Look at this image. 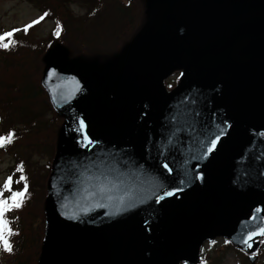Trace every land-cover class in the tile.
Instances as JSON below:
<instances>
[{
	"label": "water",
	"instance_id": "obj_1",
	"mask_svg": "<svg viewBox=\"0 0 264 264\" xmlns=\"http://www.w3.org/2000/svg\"><path fill=\"white\" fill-rule=\"evenodd\" d=\"M144 6L109 57L43 56L64 120L37 264H195L207 240L264 236L243 243L264 227V0Z\"/></svg>",
	"mask_w": 264,
	"mask_h": 264
},
{
	"label": "trees",
	"instance_id": "obj_2",
	"mask_svg": "<svg viewBox=\"0 0 264 264\" xmlns=\"http://www.w3.org/2000/svg\"><path fill=\"white\" fill-rule=\"evenodd\" d=\"M35 1L40 3L41 16L54 20V27L50 32L51 39L46 42L45 50L57 41L69 48L70 56L99 57L103 59L109 57L115 52H118L121 47L135 35L145 20L144 0H139L140 6L138 8L133 5L135 4V0H92L93 3L87 13L84 17L80 18H75V15L67 9L63 0L62 2H57L56 5L49 1ZM53 2H56V0H53ZM45 13H47V15H45ZM88 23H101L105 26L102 27V29H104L103 32L97 35L90 34L89 28L86 26ZM14 29H20V31L15 32L13 37H11V39L15 41V45L8 49L0 48V69L4 70L3 72L11 73L14 71V67L17 66V62L14 61L9 63L7 67L5 64L10 61L4 60L3 57H5L6 54H11L19 58L18 54L21 49L27 48L28 46L21 38V28L11 27L2 31L0 35ZM57 31H59V35L56 34ZM22 80L17 83L9 74H7L6 80L5 78L2 81L0 80V126H7L6 130L0 131V136L7 135L9 132L15 133L13 142L0 148V153H11L15 155L14 165L10 168L11 170L7 175V177H13V190H21L23 188L22 181L20 183H15L22 174L27 177L29 185L28 196L23 206L7 214V218L11 222V227L18 234L11 237L14 249L12 253L0 251V264H37L45 228L43 222L45 220V214L44 208H42L44 204V200L42 199L41 216L44 220L40 225L39 237L36 233L37 228L34 229L32 237L33 227L30 225L31 223L27 218L29 217L28 213L33 212L31 211V203L34 198V192L30 182L32 173H35L36 168L34 169L33 165L30 163L32 162V153H35L30 150V146L38 145L49 138L50 141L53 140L54 150V143L56 145L58 131L63 122V117L59 116L54 109L48 97V93L42 84L39 87V91L42 95V104L40 106L31 98L34 96L33 94H35V92L24 85L27 79H25L23 83ZM1 82L3 84H1ZM166 86L171 87L169 82L166 83ZM27 90L29 93H32V95L29 96V94L26 93V96L23 98H27V101L30 99V101H33L39 108L19 103L18 100L23 99L21 94L25 93ZM17 93H19L18 97L16 96ZM47 113L57 117V122H59L60 125L56 129L53 126V122L45 118ZM35 126L39 127L40 130L35 129ZM43 149L46 150L45 147ZM43 149H39L41 153L37 154L46 158L47 153ZM50 161L48 165L44 166L47 174L41 184L43 190L42 198L47 194V179L51 169ZM28 162L31 167L28 165ZM21 164L24 169L23 173L17 171V168ZM3 184L0 185V188H2ZM3 195L7 198L11 193L5 191ZM27 235L33 238L34 241L35 250L33 257L30 255L32 248L28 247V244H26ZM37 238L38 241H36ZM262 243H264V239ZM224 244L226 246H232L227 240H224ZM234 248L236 249V247ZM259 248H262V245ZM201 253L203 254L202 250ZM208 254L201 255L198 264H211ZM243 256L245 258V263L250 264L245 254ZM257 262L258 260L256 263ZM237 264H241V262L237 261Z\"/></svg>",
	"mask_w": 264,
	"mask_h": 264
},
{
	"label": "rangeland",
	"instance_id": "obj_3",
	"mask_svg": "<svg viewBox=\"0 0 264 264\" xmlns=\"http://www.w3.org/2000/svg\"><path fill=\"white\" fill-rule=\"evenodd\" d=\"M47 1L55 5L57 4V2H62V0H56V2H53V0H42V2ZM63 3H65L67 9L73 15H75V18H80L85 16L93 2L92 0H63ZM134 3V7L136 6V8H138L140 6L139 0H135ZM39 5L40 3L36 2L35 0H0V33L11 27L21 28V38L23 39L25 44L28 45L27 48L21 49L20 53L18 54L19 58L11 54H6L5 57H3L4 60L6 59L7 61H10L5 64L7 67L9 66V63L14 61L17 62V66L14 67V71H12L11 73L3 72L4 70L0 69V80L2 81L4 78L6 80L7 74H9L14 80H16L17 83L22 79L23 83V81L27 79L24 85L31 88L35 92V94H33L34 96L31 98L35 101L36 104L41 106L42 95L39 91V87L41 86L40 82L44 69L43 56L47 51V49L45 50V44L48 40L51 39L50 29L52 26V19L48 17L46 19L44 18L43 20H40L39 23L33 25V27L28 29V31H24L25 25L30 24L34 20H39V18L41 17L39 15V12L41 11ZM86 26H88L90 34L93 35H97L98 33L103 32L104 29H102V27H105L101 23H88L86 24ZM177 76L178 74L177 72H175L172 76L169 77L168 80L171 81V85L175 82ZM1 84L3 83L1 82ZM26 93H28L29 96L32 95V93H29L27 90L25 91V93L21 94V97H25ZM16 96L18 97L19 93H17ZM18 101L19 103L24 104L26 106H36L37 108H39V106L36 105L33 101H30V99L29 101H27V98H23ZM45 118L53 122V126L55 127V129L60 125V123L57 122V117L55 115L51 116L50 113H47ZM6 129V125L0 126V131ZM35 129L40 130V128L37 126H35ZM44 147L46 148V150L43 149ZM55 147L56 145L54 143L53 150V140L50 141L49 138H47L46 141L39 143L38 145L30 146V150L35 152L32 153L33 156H31L33 163H30L33 165L34 169L36 168L35 173H32V178L30 182V184L32 185V190L34 192V198L31 203V211L33 212L28 213L29 217L27 218V220H29L31 223L30 225H32L33 227L32 237L34 229L36 228V233L39 237L41 228L40 225L44 220V218H42L41 216V200L43 199L45 201L44 198H46V196L42 198L43 190L41 184L42 180L47 174V171L45 170L44 166L48 165L50 160H53L54 153L56 150ZM39 149H43L44 151H46V158H43L41 155H39L41 153ZM14 162L15 155H12L11 153H0V185L4 183V179L10 172V168L14 165ZM51 163L52 161H50V165ZM42 208H44V204L42 205ZM43 222L45 225V220ZM44 234L45 228L43 237ZM36 241H38V238ZM26 244H28V247L32 248L30 255L33 257L35 250L34 241L33 238H31L29 235H27ZM263 249L264 245L262 246V248H260L258 252L259 257L258 262L256 264H264ZM203 251L204 255H207L209 253L208 257L210 259L211 264H237V261H240L241 264H246L245 258L243 256L244 254L239 252L233 246H226L223 240L220 238H218L214 243H204Z\"/></svg>",
	"mask_w": 264,
	"mask_h": 264
},
{
	"label": "snow or ice",
	"instance_id": "obj_4",
	"mask_svg": "<svg viewBox=\"0 0 264 264\" xmlns=\"http://www.w3.org/2000/svg\"><path fill=\"white\" fill-rule=\"evenodd\" d=\"M45 15H47V13H45ZM43 19L44 16H41L39 20H34L30 24L25 25L24 31H28V29ZM17 31H20V29H14L0 35V48L8 49L14 46L15 41L11 39V37H13L14 33ZM56 34L59 35V31H57ZM80 127H84L83 121L80 122ZM14 139V132H9L7 135L0 136V148L12 143ZM215 144L216 141H212V147L208 149L209 152L212 151V148L215 147ZM17 171L23 173L24 169L22 164L17 168ZM21 181L23 182V188L21 190H13V177L8 176L2 188H0V251H5L8 253H12L14 251L11 237L17 235L18 233H16L11 227V222L8 220L7 214L14 209L21 208L27 199L29 192L27 177L23 174L20 175L19 180L15 181V183H20ZM5 191L11 193V195L7 198H5L3 195ZM101 191H104V189L101 188ZM167 195H171V193H167ZM256 235H264V227L260 228L258 232L249 233V235L244 239L243 243L250 248L252 246L250 242Z\"/></svg>",
	"mask_w": 264,
	"mask_h": 264
}]
</instances>
